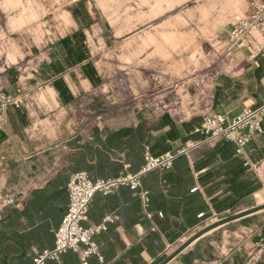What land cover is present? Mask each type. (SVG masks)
I'll list each match as a JSON object with an SVG mask.
<instances>
[{
	"label": "crops",
	"instance_id": "crops-1",
	"mask_svg": "<svg viewBox=\"0 0 264 264\" xmlns=\"http://www.w3.org/2000/svg\"><path fill=\"white\" fill-rule=\"evenodd\" d=\"M93 1L95 0H0V11L5 16L4 29L0 34V88L9 93H16L20 88L24 93L22 105L10 107L7 113L1 146L7 161L5 168H0V188H8L16 193L18 207L28 201L32 190L44 187L49 180L66 172L71 153L69 143L72 140L81 138L84 141L98 127L119 128L138 123V119L128 123H113L109 118L100 115L92 122L77 127L71 116L74 113L67 111L68 107L74 106L79 98L83 97L80 94L82 91H87L93 86L86 77L84 68L88 63L93 64L92 42L105 38L96 30L99 21L97 14L92 10ZM210 1H214L217 6V11L213 15V20L217 22L215 35L218 38H226L237 22L248 14L253 0ZM79 7L87 12V15L83 13L76 17L73 10ZM256 37L264 43L260 35L256 34ZM68 38H73L71 44L63 42ZM225 49L226 52L229 51L226 59L230 64V70L225 75L233 82L231 91L235 85H241L242 90L237 97L231 95L226 104L215 109L216 87L221 82L222 76L216 75L211 97L213 110L225 114L228 121H232L244 110L256 108L264 103V72L259 81L255 78L256 70L261 64L262 67L264 66V49L256 58L252 57L245 48H231L227 44ZM69 50H79L78 54L84 56L83 60L71 61ZM55 80H64L73 95L71 100H65L67 97L61 98L54 86ZM252 83H255L254 90L256 94L259 93V99L253 97ZM263 134L264 132L256 134L252 141L258 144L256 151L252 142L245 146V158L249 159L255 175L262 182V187L245 199L243 204L245 206L252 199H257L264 190ZM251 155L254 156V161ZM123 191L128 194L133 190L125 188ZM201 191L212 208L209 197L202 188ZM260 205L263 204L257 202L240 212ZM109 206L110 212L103 216L101 222H104L107 216L113 217L115 221L105 222L104 232H109L108 227L112 226L115 235L111 234L110 241L106 246L104 245L105 248L99 249L104 257V261L101 262L97 255L99 264H103L111 257L107 249H114L113 260H115L150 232L157 230L151 218L146 217V221H140V217H145L142 204L140 209L133 208L132 202L128 203L120 197L112 201ZM129 207L131 209L124 214V217H127L126 221L121 220V213L123 214L124 209ZM215 216L216 214H213L200 221L181 235L175 243L167 244L163 254L171 256L197 233L229 217L226 215L214 218ZM89 218L91 223H96L91 213ZM231 222L221 224L195 239L167 264H224L226 258L214 252L208 246L206 239ZM89 224L85 223V225ZM263 227L264 223L258 227L254 236L259 234ZM120 242L123 247L119 245ZM207 247L210 248L208 254H206ZM36 250V246H33L34 253ZM142 256L149 263L153 262L146 251Z\"/></svg>",
	"mask_w": 264,
	"mask_h": 264
},
{
	"label": "trees",
	"instance_id": "trees-1",
	"mask_svg": "<svg viewBox=\"0 0 264 264\" xmlns=\"http://www.w3.org/2000/svg\"><path fill=\"white\" fill-rule=\"evenodd\" d=\"M83 13L87 15L80 7L73 10L76 17ZM72 41L73 38L63 40L70 44ZM78 51L69 50L71 61L83 60L84 56L79 55ZM263 67L261 64L255 72L258 81L263 75ZM84 73L92 83L100 81L92 64L85 66ZM220 80L216 87L215 109L226 104L231 95L237 97L242 90L241 85H235L231 91L233 82L226 75H222ZM54 86L61 98L71 100L73 95L64 80H55ZM251 89L253 97L259 99V93L256 94L254 90L255 83H252ZM201 125L200 117L177 123L169 113L160 117L139 113L136 124L119 128L98 127L86 140H72L69 143L71 153L66 172L49 180L44 187L32 190L23 206H13L5 211L0 220V264H29L35 257L33 246L40 252L54 246L55 231L62 222L69 202L67 184L71 173L85 171L95 180L115 178L127 172L137 173L146 163L147 149L153 157L167 152L178 155L170 169H154L145 173L142 186L128 194L124 193L125 188L109 195L97 193L89 214L96 223H101L103 216L110 212L111 202L120 197L128 203L132 202L133 208L140 209V193L147 190L150 194L148 210L157 230L150 232L115 260L114 249H107L111 257L103 264H160L168 257L163 254L167 244L175 243L189 228L213 214L228 212L232 216L249 195L262 187V182L255 175L249 159L238 153L236 143L231 140L221 139L211 147L194 149L193 156L179 153L189 142L205 138L204 134L196 131ZM262 137L264 139V134ZM252 143L256 151L258 144ZM125 165H128L127 169ZM201 188L209 197L212 208ZM128 209L131 207L121 213V220L126 221L124 214ZM159 212H162L161 216ZM200 213H204L201 218L198 217ZM146 217L139 219L144 222ZM108 229L109 232L102 231L94 237L98 249H104L111 234L115 235L112 226ZM255 239L264 240V227ZM119 245L123 247L121 242ZM208 250L209 247L206 254ZM144 251L152 257V263L142 256ZM48 264H99V258L94 254L83 260L79 252L70 251L60 261H49Z\"/></svg>",
	"mask_w": 264,
	"mask_h": 264
},
{
	"label": "rangeland",
	"instance_id": "rangeland-1",
	"mask_svg": "<svg viewBox=\"0 0 264 264\" xmlns=\"http://www.w3.org/2000/svg\"><path fill=\"white\" fill-rule=\"evenodd\" d=\"M92 10L98 16L96 30L105 36L92 42V65L100 81L67 108L77 127L100 115L128 123L139 113H169L182 123L193 117L203 122L219 112L213 110L211 92L215 76L230 70L229 36L215 35L214 1L95 0ZM199 142L187 145L191 156L193 149L214 144L193 147ZM257 202L264 204V190L234 214ZM262 223L264 209L232 221L206 241L226 258L224 264H264V240L254 236Z\"/></svg>",
	"mask_w": 264,
	"mask_h": 264
},
{
	"label": "built area",
	"instance_id": "built-area-1",
	"mask_svg": "<svg viewBox=\"0 0 264 264\" xmlns=\"http://www.w3.org/2000/svg\"><path fill=\"white\" fill-rule=\"evenodd\" d=\"M4 14L0 11V34L4 29ZM256 34L264 40V0H253L250 3L248 14L241 18L229 35L231 48L248 49L252 57L256 58L264 49ZM24 93L18 89L16 93L6 92L0 88V168L4 169L7 158L1 151L3 144V132L7 123V113L10 107H20L23 103ZM196 131L205 135V138L193 147L204 144L215 143L221 139H228L236 143L238 153L246 156L245 146L253 141L256 134L264 132V103L256 108L244 110L237 118L228 121L223 113L206 116L200 128ZM191 147L183 148L179 153H187ZM194 150V149H193ZM178 154L167 152L160 157H153L146 150V163L137 173L127 172L115 178L97 179L92 178L85 171H76L69 175L68 194L69 202L66 213L58 229L55 231V244L52 248L43 251H35V257L29 264H48L49 261H60L61 256L68 251L79 252L82 259L96 254L101 262L103 255L99 252L94 237L106 229L107 221H115L113 217L107 216L104 222L91 223L89 210L91 203L97 193L109 195L120 188L136 190L142 186V176L154 169L168 170L172 167L174 159ZM128 168V165H125ZM193 190H196L193 189ZM142 212L148 218L152 217L149 212L150 194L147 190L140 193ZM18 198L16 193L8 188H0V220L7 209L16 206ZM162 215V212H159ZM204 213L198 215L203 217ZM90 223L85 225V223Z\"/></svg>",
	"mask_w": 264,
	"mask_h": 264
},
{
	"label": "water",
	"instance_id": "water-1",
	"mask_svg": "<svg viewBox=\"0 0 264 264\" xmlns=\"http://www.w3.org/2000/svg\"><path fill=\"white\" fill-rule=\"evenodd\" d=\"M264 209V204L263 205H260V206H257V207H254V208H251L249 210H246L244 212H240V213H237V214H234L232 216H229L223 220H221L220 222L216 223V224H213L205 229H203L202 231H200L199 233H197L193 238H191L188 242H186L185 244H183L178 250H176L171 256L167 257L163 262H161L160 264H167L170 260H172L178 253H180L182 250H184L189 244H191L195 239L199 238L200 236H202L203 234H205L206 232L210 231L211 229L221 225V224H224V223H227V222H230V221H234L236 219H239L241 217H244L246 215H249V214H252V213H255V212H258L260 210H263Z\"/></svg>",
	"mask_w": 264,
	"mask_h": 264
}]
</instances>
